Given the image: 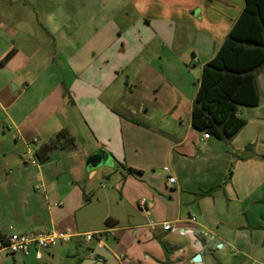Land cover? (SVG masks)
Listing matches in <instances>:
<instances>
[{
    "label": "crops",
    "instance_id": "obj_1",
    "mask_svg": "<svg viewBox=\"0 0 264 264\" xmlns=\"http://www.w3.org/2000/svg\"><path fill=\"white\" fill-rule=\"evenodd\" d=\"M37 1L44 24L28 28L22 17L0 19V237L6 241L11 231L56 229L70 232L73 238L47 249L31 247L28 255L1 252V264L175 263L184 260L187 247L181 243L185 236L194 240L186 255L189 262L201 254L199 264H213V250L200 232L208 229L206 221L212 218L207 202L214 191L203 193L214 186L202 190L198 185L203 180L198 179L194 160L200 143L206 144L211 137L204 138L191 125L197 90L191 106L182 107L185 86L163 66L166 47H173L177 36L188 37L194 6L173 2L166 7L164 0H81L78 18ZM64 2L72 7L79 1ZM129 3L141 7L140 15L133 20L127 13L126 21L119 23L118 16ZM225 5L219 27L203 29L196 24L192 69L202 71L216 55L245 0H228ZM17 35H21L19 42L8 41ZM42 50L46 54L39 60ZM11 51L13 56L2 63ZM51 70L71 73L70 81L66 76L54 84L39 81ZM166 87L173 91V98L160 95ZM158 115L173 120L174 128L152 126L149 122ZM141 124L163 140L158 148L166 173L163 183L156 182L154 172L147 175L153 164H141L130 151L129 137ZM63 129L74 138L75 147L62 153L56 147L52 160L32 164L31 153ZM99 151L111 165L114 162L138 173L120 177L107 173L111 186H102L101 167L88 164ZM135 151L140 153L138 148ZM168 175L177 182L168 184ZM142 199L146 209L140 205ZM196 207L206 208L201 211V222L193 223L188 209ZM109 218L112 226L106 224ZM165 223L171 224L169 230H164ZM89 232H101V242L87 243L79 236ZM238 233L248 247L256 249L253 232L239 226ZM217 245L224 247L221 242Z\"/></svg>",
    "mask_w": 264,
    "mask_h": 264
},
{
    "label": "rangeland",
    "instance_id": "obj_2",
    "mask_svg": "<svg viewBox=\"0 0 264 264\" xmlns=\"http://www.w3.org/2000/svg\"><path fill=\"white\" fill-rule=\"evenodd\" d=\"M39 1L43 2V6L45 7L51 6V8H54L58 6L63 14L67 16L76 15L78 18L77 10L80 11L83 2L81 0H74L79 2L69 7L64 0ZM164 1L166 7H172L173 2H178L184 6H194L190 15L194 19L192 23L195 27L191 24V28H188L190 31L187 38L177 36L173 47L168 45L163 56V66L170 68V71L185 86L183 89L182 107L187 108V106H191V98L196 95V90L198 92V84L202 75L199 67L192 69L195 64L191 62L193 60L192 45L194 44L196 24L203 29L205 27L209 29L210 26L212 28L219 27L224 17L223 14L227 11L225 3L228 0ZM36 4H38L36 0H0V19L2 16L8 19L22 17L28 28L34 27L35 24H38L37 22L44 24V19L40 16ZM139 8L135 6V3H129L126 9L119 14V23H121L120 21H126L125 14L127 13L131 15L133 20L137 18L141 13ZM159 10L161 8L152 9L151 11L155 12ZM175 12L177 13L178 11ZM150 16L153 17L152 13ZM0 34H2V30H0ZM3 34L5 33L3 32ZM20 37L21 35L13 36L8 41L14 44L16 41H20ZM45 52L42 50L39 53V60L45 56ZM61 76H66V80L68 81L71 79V73H61L60 71L51 70L47 76H42L39 81H47L50 84H54L56 81L61 80ZM257 89L260 96L259 106L239 107V115L246 121V125L237 136L229 142L221 141L211 136V139L206 144L200 143L196 159L193 158L199 167L200 174L198 175V179L203 180L198 184L202 187V190L208 186H217L207 202L212 211V218L206 221L208 229L203 230L209 235L207 239L209 246L213 250L211 257L213 264H249L250 262L261 264L258 259L264 260V245H262L263 243L261 244L264 240V67L257 74ZM172 92L171 89L166 87L164 90H160V95L163 94L167 98H173ZM150 109H153V107L150 106ZM161 117V115H158L149 123L154 127L174 128L175 122L173 120H162ZM184 120L185 122L188 121L186 115L184 116ZM132 134L133 136H130L128 140L130 151L132 154L136 153L137 159L141 164H153V169H149L146 172L147 175H152L151 173L154 172L156 182L160 183L161 181L163 183L166 173L163 171L162 158L160 151H158V148L163 146L162 138L150 130L148 131L143 124H141V128L135 129ZM79 143L84 145L83 141L79 140ZM137 148L140 150L139 154L135 151ZM63 150L59 148L60 153ZM53 153L54 150L52 151ZM99 167L102 169L99 182L104 187L111 186L107 173L110 175L115 173L114 175L119 177L127 174L136 175L138 173H130L129 168L122 167L114 162L111 165L108 161H105ZM190 186L194 188V181H191ZM196 197L198 198L197 195H192L191 198L196 199ZM205 208L203 207L202 210ZM188 210H190V217H195L197 222H201L202 210L198 207L189 208ZM168 212L172 213L173 210L170 209ZM244 212L245 215H243ZM183 216H187V211ZM146 217L149 220H154L149 216ZM255 225L262 226V230L252 229ZM239 226H245L247 231L254 233L257 242L256 249L248 247L246 239L241 233H238ZM185 237L181 243V247H187L189 250L186 248L184 260L177 259L175 263L166 261L164 264L193 263L189 262V258L186 255L194 247V240L191 237ZM219 242L223 243L224 247L217 245ZM240 248H244L245 250Z\"/></svg>",
    "mask_w": 264,
    "mask_h": 264
},
{
    "label": "trees",
    "instance_id": "obj_3",
    "mask_svg": "<svg viewBox=\"0 0 264 264\" xmlns=\"http://www.w3.org/2000/svg\"><path fill=\"white\" fill-rule=\"evenodd\" d=\"M13 54L14 51L7 54L2 63ZM263 67L264 0H245L242 13L216 55L203 67L192 107V127L218 140L232 141L246 125L239 115V107H258L260 104L257 74ZM56 147H75V140L66 129L35 149L36 160L48 162ZM215 189L213 187L203 194L210 195ZM113 222L110 218L106 220L109 226ZM0 241L5 243L1 237ZM163 248L168 255L166 246Z\"/></svg>",
    "mask_w": 264,
    "mask_h": 264
},
{
    "label": "built area",
    "instance_id": "obj_4",
    "mask_svg": "<svg viewBox=\"0 0 264 264\" xmlns=\"http://www.w3.org/2000/svg\"><path fill=\"white\" fill-rule=\"evenodd\" d=\"M204 138L208 139L210 138L209 134H204ZM31 162L34 165L38 164V161L36 160L34 154L31 153ZM164 170L169 173V168L165 167ZM167 183L172 185L175 184L176 178L174 176L168 175L167 176ZM39 189V186L36 187ZM62 203L59 202L55 204V206H60ZM141 207L146 209V200L142 199L140 201ZM190 222H197V219L195 217L189 218ZM171 228L170 223L164 224V230H169ZM79 236H82L84 240L88 243L94 239H97L100 241L103 237V234L101 232L96 233H84L79 234ZM201 238H207L209 235L205 231L200 232ZM73 238V234H71L68 231H58L56 229L51 230H45V231H36L31 233H17L14 231H11L5 241H0V253L5 252L6 254H21V255H28L30 253L31 247H35L37 249H47L49 247L55 246L58 243H69L71 239ZM101 242V241H100ZM100 247H102V244L100 243ZM37 257L41 258V254L37 253ZM2 263L0 259V264Z\"/></svg>",
    "mask_w": 264,
    "mask_h": 264
},
{
    "label": "water",
    "instance_id": "obj_5",
    "mask_svg": "<svg viewBox=\"0 0 264 264\" xmlns=\"http://www.w3.org/2000/svg\"><path fill=\"white\" fill-rule=\"evenodd\" d=\"M105 161H107V158L104 156L103 151H99L98 153L94 154L90 159H89V165L93 168L100 166L103 164ZM193 262L196 264H199L202 262V257L201 254H196L193 258Z\"/></svg>",
    "mask_w": 264,
    "mask_h": 264
}]
</instances>
